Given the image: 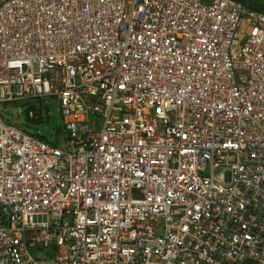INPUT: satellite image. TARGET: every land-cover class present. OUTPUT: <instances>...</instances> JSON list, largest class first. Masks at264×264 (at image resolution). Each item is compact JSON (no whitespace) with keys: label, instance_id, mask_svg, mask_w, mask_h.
<instances>
[{"label":"built area","instance_id":"obj_1","mask_svg":"<svg viewBox=\"0 0 264 264\" xmlns=\"http://www.w3.org/2000/svg\"><path fill=\"white\" fill-rule=\"evenodd\" d=\"M0 264H264V2L0 0Z\"/></svg>","mask_w":264,"mask_h":264},{"label":"rangeland","instance_id":"obj_2","mask_svg":"<svg viewBox=\"0 0 264 264\" xmlns=\"http://www.w3.org/2000/svg\"><path fill=\"white\" fill-rule=\"evenodd\" d=\"M264 0H246L247 4H256L263 7ZM17 108L13 104L7 105L4 111V121L26 131L32 135H39L51 141L54 140V132L62 126V118L59 114L58 103L53 99H45L44 101H33L31 106L40 109L41 121L32 123L26 118V107L17 104ZM17 117V118H16Z\"/></svg>","mask_w":264,"mask_h":264},{"label":"trees","instance_id":"obj_3","mask_svg":"<svg viewBox=\"0 0 264 264\" xmlns=\"http://www.w3.org/2000/svg\"><path fill=\"white\" fill-rule=\"evenodd\" d=\"M243 2H245L246 3V0H243ZM248 5V7L250 8V9H253V10H262V6L260 7V6H257L256 4H247ZM28 120V119H27ZM28 121H30V122H32V123H38L39 121H34V120H28ZM40 138L41 139H45L44 137H42V136H40Z\"/></svg>","mask_w":264,"mask_h":264}]
</instances>
